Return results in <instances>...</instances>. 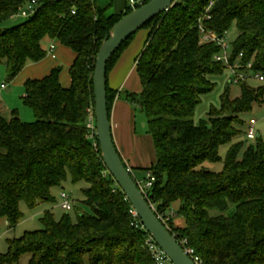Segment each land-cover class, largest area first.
Returning <instances> with one entry per match:
<instances>
[{
    "label": "trees",
    "instance_id": "trees-1",
    "mask_svg": "<svg viewBox=\"0 0 264 264\" xmlns=\"http://www.w3.org/2000/svg\"><path fill=\"white\" fill-rule=\"evenodd\" d=\"M33 1L39 5L33 16L0 29L7 81L47 57L46 38L73 50L76 60L68 89L61 84L62 68L26 82L23 100L35 122H23L18 111L8 119L0 109V217L15 230L24 217L22 202L35 208L51 201L52 189L69 178L86 184L83 194L92 213L80 212L74 222L69 215L58 221L47 211L45 228L10 240L0 264H18L28 254L29 264H159L151 244L159 247L109 174L87 128L99 51L132 10L108 18L97 0H0V26ZM234 23L240 34L231 42L233 59L243 55L244 64L253 61L254 71L264 75V0H179L141 30L148 31L136 61L142 92L125 95L145 114L154 142L156 162L146 170L156 179L149 202L201 264H264V139L258 136L246 149L243 142L233 143L245 125L240 116L264 103V85L242 83L236 99L227 90L207 121L197 125L193 119L202 97L216 89L212 78L227 74L215 61L222 48L202 44L201 30L225 37ZM138 33L108 63L110 119L118 93L109 76ZM230 144L223 160L220 150ZM207 162H224V169L208 171ZM176 203L185 227L170 216Z\"/></svg>",
    "mask_w": 264,
    "mask_h": 264
},
{
    "label": "rangeland",
    "instance_id": "rangeland-1",
    "mask_svg": "<svg viewBox=\"0 0 264 264\" xmlns=\"http://www.w3.org/2000/svg\"><path fill=\"white\" fill-rule=\"evenodd\" d=\"M26 20L23 18L14 17L13 19L5 22L0 26L1 30L10 29L19 24H22ZM142 32H145L143 30ZM147 32V31H146ZM239 30L234 23L232 28L227 34L229 42H234L239 36ZM44 44V43H43ZM49 44L45 43L44 47H47ZM212 80L217 84L216 89L209 95L202 97V102L197 108L196 114L194 116V122L199 125L202 121H207L209 119V113L211 109H220L221 99L227 90L231 92V98L236 99L241 96V87L236 84H229V74L227 73L223 77H215ZM12 84V83H11ZM7 81V70L5 63L0 65V91L2 85H7L8 88L4 90L0 98V107L4 111V116L8 119L12 118V113L18 111L20 114V119L26 123H33L36 121L33 111L24 104L23 97L25 96V88L12 86ZM250 86L254 88H259L263 86V83L252 80L249 82ZM123 95V98H125ZM137 111V129L138 133L141 136H144L148 133V121L145 114L139 109ZM240 118L244 121L245 125L242 127V134L237 138L233 143L243 142L245 144V149L252 144H255V141L249 140L247 138V129L251 119H256L258 121L257 132L261 138L264 139V103L256 104L253 110L249 113L243 114ZM230 145H226L221 148L220 154L225 160L227 153L230 149ZM244 149V150H245ZM203 167L211 172H222L224 169V162L219 163H210L207 162ZM141 177H145L143 174ZM147 178L143 181L145 182ZM85 183L74 184L69 178L68 181L62 187H55L51 191L52 200L48 202H42L37 207L31 208L25 202L21 204V211L23 213V220L18 225L15 230H10L9 224L5 219L0 217V255H5L9 250V241L23 237L27 232L43 230L44 224L42 220L44 219L46 212L50 211L55 218L60 221L64 216L69 215L74 222H77V216L80 212L83 213H92L90 206L86 204V199L83 194L85 189ZM67 193L71 196L74 207L72 211L66 212L62 208L63 200L62 194ZM173 211V210H172ZM176 214L175 212H172ZM170 213V214H171ZM172 218L174 222L184 223V220L180 217L173 215ZM28 221V222H27ZM185 226V223H184ZM31 256L25 255L22 257L18 264H29ZM86 264H89L88 262ZM165 264H173L171 261H166Z\"/></svg>",
    "mask_w": 264,
    "mask_h": 264
},
{
    "label": "crops",
    "instance_id": "crops-1",
    "mask_svg": "<svg viewBox=\"0 0 264 264\" xmlns=\"http://www.w3.org/2000/svg\"><path fill=\"white\" fill-rule=\"evenodd\" d=\"M97 4L101 9L106 10V16L109 18L125 13L129 7V0H97ZM147 38L148 31L138 33L109 76L110 88L118 93L111 112L114 142L122 159L138 182H143L148 178L150 173L146 170L156 162L154 142L148 133L144 136L138 133L137 105L128 101L126 97L123 98V95L127 93L140 94L142 92L136 61L144 49ZM43 43L49 44L47 47H44V44L42 45L48 53L51 45H56V57L47 54V57L39 63H28L16 80L12 84L10 83L12 86L25 88L27 81L42 80L49 76L54 69L62 68L61 84L66 89L71 87L70 68L76 60V54L70 48L49 38H46ZM2 91L4 92V90H1V96ZM0 109L4 114L3 109L1 107ZM143 174H145V177H141ZM179 207V203L174 204L172 212L177 213ZM173 215L177 216L174 213L170 214L171 217ZM174 223L177 227H185L184 223Z\"/></svg>",
    "mask_w": 264,
    "mask_h": 264
},
{
    "label": "water",
    "instance_id": "water-1",
    "mask_svg": "<svg viewBox=\"0 0 264 264\" xmlns=\"http://www.w3.org/2000/svg\"><path fill=\"white\" fill-rule=\"evenodd\" d=\"M179 0H150L143 7L124 16L103 43L94 72L95 112L97 138L102 160L117 185L125 193L144 228L155 244L173 264H196L166 224L158 217L154 207L139 188L132 171L127 167L114 142L108 108L107 67L112 56L132 36L163 13L168 12Z\"/></svg>",
    "mask_w": 264,
    "mask_h": 264
},
{
    "label": "built area",
    "instance_id": "built-area-1",
    "mask_svg": "<svg viewBox=\"0 0 264 264\" xmlns=\"http://www.w3.org/2000/svg\"><path fill=\"white\" fill-rule=\"evenodd\" d=\"M150 0H129V8L134 11L136 9H139L143 7L145 4H147ZM213 7V3L210 5L208 12ZM39 5L37 1H33L23 8H21L19 14L16 16L18 18L28 19L31 16H33L38 11ZM210 19L211 17L208 16ZM201 43L202 44H216L222 48V52L217 54L215 56V61L218 63H222L227 73L229 74V84H236L241 85L242 83H249L252 80H255L257 82L263 83L264 85V75L261 73H257L254 71V63L253 61L244 64L243 63V55H240L238 58L233 59L232 54V43L229 42L227 36L220 37L216 32L214 31H207L205 29L201 30ZM55 50L56 45L52 44L49 49V56L56 57L55 56ZM7 88V85H2L1 90H5ZM1 96V91H0ZM257 125L258 121L256 119H251L248 129H247V138L249 140L255 141L259 134L257 132ZM87 128L89 130V139L94 142V146L98 148V140L97 138V122H96V112L95 107H92L89 109V119H88V125ZM98 139V138H97ZM156 179L153 175L149 174L148 179L145 182H138L139 188L142 191V193L145 195V197L148 199V193L153 188L154 183ZM62 208L66 212L72 211L74 207V203L71 199V196L67 193L62 194ZM136 215V213H134ZM137 216V215H136ZM160 219L166 224V221L163 219V217H160ZM180 244L183 246L185 251L189 254V256L194 260L196 264H201V260L195 256L194 250L186 247V241L180 242ZM152 251L154 253L155 259L159 264H165L166 261H168V258L165 256V254L156 246L151 244Z\"/></svg>",
    "mask_w": 264,
    "mask_h": 264
},
{
    "label": "bare ground",
    "instance_id": "bare-ground-1",
    "mask_svg": "<svg viewBox=\"0 0 264 264\" xmlns=\"http://www.w3.org/2000/svg\"><path fill=\"white\" fill-rule=\"evenodd\" d=\"M148 179V178H147ZM136 213V212H135Z\"/></svg>",
    "mask_w": 264,
    "mask_h": 264
}]
</instances>
